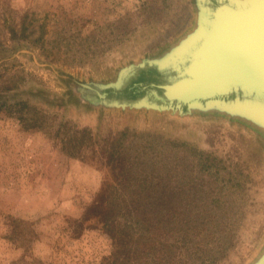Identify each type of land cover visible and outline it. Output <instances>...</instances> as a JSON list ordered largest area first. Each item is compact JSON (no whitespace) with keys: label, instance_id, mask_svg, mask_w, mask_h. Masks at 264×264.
Returning <instances> with one entry per match:
<instances>
[{"label":"rangeland","instance_id":"1","mask_svg":"<svg viewBox=\"0 0 264 264\" xmlns=\"http://www.w3.org/2000/svg\"><path fill=\"white\" fill-rule=\"evenodd\" d=\"M204 1L0 0V264H102L111 255L99 220L83 219L104 181L109 141L126 129L176 144L179 179L195 181L200 163L216 158L221 177L241 181L230 199L238 219L230 247L205 260L204 240H186L188 249L169 253L175 264L264 261L262 117L215 104L182 115L97 99L134 67L176 59L200 29ZM170 231L167 245L176 244Z\"/></svg>","mask_w":264,"mask_h":264},{"label":"trees","instance_id":"2","mask_svg":"<svg viewBox=\"0 0 264 264\" xmlns=\"http://www.w3.org/2000/svg\"><path fill=\"white\" fill-rule=\"evenodd\" d=\"M159 142L128 129L109 141L105 178L83 219L97 218L112 241L111 255L102 264H131L133 259V264H175L176 254L170 258L169 253L188 249L185 241L199 238L204 242L197 249L206 260L232 244L238 219L230 199L239 194V177H221L222 161L210 158L200 163L195 181L189 175L179 179L177 145ZM75 144L80 154L84 143ZM184 197L190 203L183 204ZM148 222L154 223L155 233ZM164 229L171 230L176 244L161 241Z\"/></svg>","mask_w":264,"mask_h":264},{"label":"water","instance_id":"3","mask_svg":"<svg viewBox=\"0 0 264 264\" xmlns=\"http://www.w3.org/2000/svg\"><path fill=\"white\" fill-rule=\"evenodd\" d=\"M97 99L182 115L191 103L215 104L264 119V0H205L200 29L176 59L134 67Z\"/></svg>","mask_w":264,"mask_h":264},{"label":"bare ground","instance_id":"4","mask_svg":"<svg viewBox=\"0 0 264 264\" xmlns=\"http://www.w3.org/2000/svg\"><path fill=\"white\" fill-rule=\"evenodd\" d=\"M229 20H230V19H228L227 22H229ZM239 37H242V36H239ZM260 59H262V58H261V55L259 56V60H260ZM179 89H180V90H179V91L177 90L176 93H184V92L186 91V90H182V88H179ZM189 107H190V108H193V107L195 108V107H198V105H197V103H191Z\"/></svg>","mask_w":264,"mask_h":264}]
</instances>
